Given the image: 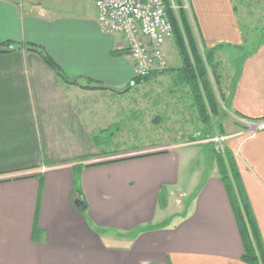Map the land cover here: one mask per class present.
Instances as JSON below:
<instances>
[{"label": "crops", "instance_id": "1", "mask_svg": "<svg viewBox=\"0 0 264 264\" xmlns=\"http://www.w3.org/2000/svg\"><path fill=\"white\" fill-rule=\"evenodd\" d=\"M97 1L0 0V45L17 44L0 53V264H246L226 188L200 145L89 166L118 147L110 124L119 123V98L136 76L124 36L100 27ZM187 1L202 53L222 46L218 62L241 51L243 1L237 11L235 0ZM172 40L163 49L169 70L182 66ZM27 45L80 86L64 83ZM90 80L103 89H84ZM231 112L238 129L227 146L264 242V131L247 130L264 119V44L242 65ZM176 192L190 200L170 211ZM170 217L166 227L120 236Z\"/></svg>", "mask_w": 264, "mask_h": 264}, {"label": "trees", "instance_id": "2", "mask_svg": "<svg viewBox=\"0 0 264 264\" xmlns=\"http://www.w3.org/2000/svg\"><path fill=\"white\" fill-rule=\"evenodd\" d=\"M180 8V23L175 17L173 8L171 7L170 0H164L166 5V11L168 19L173 27V38L175 39L180 58L182 60V66L179 69H172L171 73H175L176 77L173 79V85L177 87H188L191 90V97L194 98V105L199 121L203 124L202 130L198 135L191 138L194 142H203L206 140L213 139L216 134V127H218L219 119L222 115V110L219 108V103L216 97V92L213 87V83L210 78V72L216 80V86H220L219 92L221 93L224 108L228 111L232 109V101L235 95L237 81L241 76L242 65L244 61L264 44V28L258 29L257 35L259 39L253 49L247 50L244 46L240 50L246 51L241 57L235 60L234 67L236 74L230 79L225 89L224 85H221V75L219 74L218 62L216 61V55L223 48L222 46L215 47L213 49H204L203 53L199 49L194 28L189 20L186 10L184 9L183 0H177ZM242 0H238L234 5L235 10H238V5ZM247 30V26L243 27ZM249 30V29H248ZM6 46L7 48H17L15 43H4L1 47ZM26 49L35 51L42 56L45 63L56 73V75L66 84L80 86L77 79L68 77L58 64L47 55L42 48L35 45H27ZM6 51V50H5ZM3 51V52H5ZM10 51V50H8ZM114 55H120V51H115ZM165 73L164 71L158 70L145 76H135L132 80V85H139L143 82L150 80L151 78ZM93 81H89V85L82 86L84 89H103L100 86H92ZM128 87L125 91L131 89ZM264 120V119H262ZM221 134V132H220ZM200 146L203 149V155L205 158L206 167L209 170L217 165L218 176L221 182L224 184L230 204L238 225L239 233L242 239L244 253L242 260L246 264H264V242L260 234L258 224L251 207L249 197L246 193L242 177L237 165V161L234 153L231 149L225 147L223 153H218L215 150V145L212 142L201 143ZM91 157H85L82 162H89ZM124 160V159H121ZM120 160H107L99 163H93L89 166L101 165L107 163H113ZM219 166V167H218ZM79 177V172H76V182ZM187 207V206H186ZM85 210L87 208L84 205ZM85 210L78 209L80 212ZM175 217H171L162 224L152 225L148 224L139 227L137 230L126 235H120L128 239H133L143 232H149L152 230L160 229L169 225L171 220ZM98 233H104V230L99 229Z\"/></svg>", "mask_w": 264, "mask_h": 264}, {"label": "rangeland", "instance_id": "3", "mask_svg": "<svg viewBox=\"0 0 264 264\" xmlns=\"http://www.w3.org/2000/svg\"><path fill=\"white\" fill-rule=\"evenodd\" d=\"M235 1L237 2V0ZM242 1L246 12L244 22L249 25V34L246 35L247 39L244 46L247 50H251L259 39L256 31L264 28V0ZM170 4L176 19L180 23L181 15L177 0H170ZM183 4L194 28L188 1L183 0ZM172 39L174 38L172 37ZM172 41V50L177 52L175 39ZM245 52V50L243 52L229 50L226 55L219 56L218 67L222 80L220 84L224 85L225 89L228 84L226 79L232 80L236 74L235 60ZM160 70L165 73H160L139 85L130 86L131 89L128 91L124 90V95L122 94L123 96L119 98L120 101L117 106V109L120 110L118 111L119 123L113 122L115 119L109 116V123L113 122L110 124L113 129L110 131L111 133H108L114 136L119 133L116 138L111 139L112 143L118 144V147H112L111 153L102 154L98 159H94V162L121 160L128 156H140L148 152L169 150L184 144L199 146L201 143L211 142V139L203 142L191 140L203 128V124L198 119L196 108L193 107L194 98L191 97V90L185 86L176 88L173 85V79L176 74L171 73V69H168L165 57ZM210 78L216 92L219 108L222 110V115L219 119L220 124L216 127V134L213 138L216 136L226 137L221 148L215 147V150L224 155L225 147L230 149L227 145H230L229 139H231L232 131L234 132L238 129L237 120L231 111L224 108L221 93L219 92L220 86H216V80H214L212 72H210ZM109 123L105 120L100 123V127L104 129ZM113 124L119 125L114 126ZM217 165L215 164L214 166L216 167ZM182 196V193L177 192L169 196L171 200L170 211L180 208L181 210L185 209L190 197Z\"/></svg>", "mask_w": 264, "mask_h": 264}, {"label": "built area", "instance_id": "4", "mask_svg": "<svg viewBox=\"0 0 264 264\" xmlns=\"http://www.w3.org/2000/svg\"><path fill=\"white\" fill-rule=\"evenodd\" d=\"M97 21L110 34H122L125 49L134 63L135 75L145 76L161 69L164 45L173 37L164 0H98ZM250 134L264 131V120L249 123ZM226 137L210 141L221 148Z\"/></svg>", "mask_w": 264, "mask_h": 264}, {"label": "water", "instance_id": "5", "mask_svg": "<svg viewBox=\"0 0 264 264\" xmlns=\"http://www.w3.org/2000/svg\"><path fill=\"white\" fill-rule=\"evenodd\" d=\"M75 205L78 207V208H81V209H83L82 208V202L81 201H75Z\"/></svg>", "mask_w": 264, "mask_h": 264}]
</instances>
